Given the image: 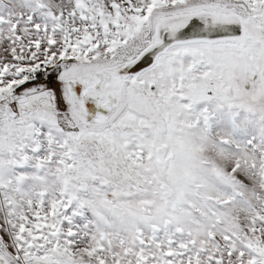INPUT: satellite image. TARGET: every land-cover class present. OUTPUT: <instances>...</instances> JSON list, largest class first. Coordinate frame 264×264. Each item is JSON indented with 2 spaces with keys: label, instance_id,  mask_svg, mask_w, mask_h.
Returning <instances> with one entry per match:
<instances>
[{
  "label": "snow or ice",
  "instance_id": "6c2138e0",
  "mask_svg": "<svg viewBox=\"0 0 264 264\" xmlns=\"http://www.w3.org/2000/svg\"><path fill=\"white\" fill-rule=\"evenodd\" d=\"M0 264H264V0H0Z\"/></svg>",
  "mask_w": 264,
  "mask_h": 264
}]
</instances>
